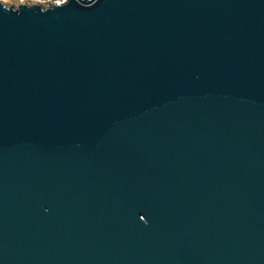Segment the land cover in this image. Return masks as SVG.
<instances>
[{
    "label": "water",
    "instance_id": "obj_1",
    "mask_svg": "<svg viewBox=\"0 0 264 264\" xmlns=\"http://www.w3.org/2000/svg\"><path fill=\"white\" fill-rule=\"evenodd\" d=\"M0 3V264H264V0Z\"/></svg>",
    "mask_w": 264,
    "mask_h": 264
},
{
    "label": "built area",
    "instance_id": "obj_2",
    "mask_svg": "<svg viewBox=\"0 0 264 264\" xmlns=\"http://www.w3.org/2000/svg\"><path fill=\"white\" fill-rule=\"evenodd\" d=\"M76 2H80L79 0H75ZM69 0H0V3L5 6H13L18 7L21 4L24 5H37L41 8H48L52 6H60L68 3Z\"/></svg>",
    "mask_w": 264,
    "mask_h": 264
}]
</instances>
